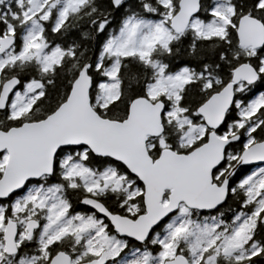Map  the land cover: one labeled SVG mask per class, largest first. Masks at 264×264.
Wrapping results in <instances>:
<instances>
[{
    "label": "snow or ice",
    "instance_id": "snow-or-ice-1",
    "mask_svg": "<svg viewBox=\"0 0 264 264\" xmlns=\"http://www.w3.org/2000/svg\"><path fill=\"white\" fill-rule=\"evenodd\" d=\"M0 264H264V0H0Z\"/></svg>",
    "mask_w": 264,
    "mask_h": 264
}]
</instances>
